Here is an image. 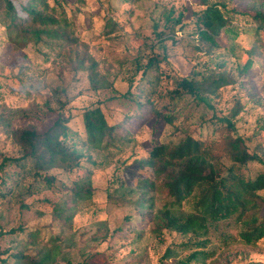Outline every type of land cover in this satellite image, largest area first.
Instances as JSON below:
<instances>
[{
	"label": "rangeland",
	"instance_id": "rangeland-1",
	"mask_svg": "<svg viewBox=\"0 0 264 264\" xmlns=\"http://www.w3.org/2000/svg\"><path fill=\"white\" fill-rule=\"evenodd\" d=\"M26 1L13 0L21 14ZM261 1L46 0V12L71 24V40L36 41L9 32L0 0V264H264V237H242L252 214L264 218V190L244 215L188 233L160 227L167 208L183 219L200 215L202 191L172 206L149 157L189 135L208 146L242 135L262 162L239 166L214 148L218 175L231 166L245 177L264 172V29L254 19ZM212 3L228 5L221 46L204 40L196 21ZM180 13L181 24L168 20ZM184 77H193L195 93L179 85ZM96 106L117 125L101 143L85 128L84 112ZM59 114L79 166L5 160L31 151L20 141L24 130L43 133Z\"/></svg>",
	"mask_w": 264,
	"mask_h": 264
},
{
	"label": "trees",
	"instance_id": "trees-1",
	"mask_svg": "<svg viewBox=\"0 0 264 264\" xmlns=\"http://www.w3.org/2000/svg\"><path fill=\"white\" fill-rule=\"evenodd\" d=\"M4 1L6 9L4 12L5 20L3 21L9 32L13 33L20 30L24 34L32 35L36 41H42L44 37L56 40H71V24L66 17L57 18L46 12V0H27L25 3L20 4L23 14L19 12L13 0ZM261 3L264 4V0ZM222 9L227 14L229 13L226 3L220 5L217 3L208 4L204 10L196 13V21L199 23V35L212 46H221L218 37L229 22L228 16ZM183 17V13H180L176 18H172L169 14L168 20L179 25L183 22ZM254 19L259 28L264 29V12L257 11ZM154 62L156 60L151 59L148 65L151 66ZM96 67L97 63L91 64L94 88L98 87ZM145 72L146 69H144V74ZM179 85L188 92H196L193 77H184ZM161 116L168 122L173 121L171 115L161 114ZM84 120L87 135L95 143H101L106 138H111L117 128V125L109 122L101 106L87 109L84 112ZM231 125L232 123L229 122V126ZM69 132L67 119L59 114L53 125L43 133L37 132L36 129L24 130L20 135V141L30 147L31 151L21 157H9L5 160L7 162H20L28 157H35L37 165L53 167L59 164L71 168L79 166L80 154L74 149L70 150L66 145ZM226 139L221 145L209 144V147L206 144V139L189 135L176 145L162 143L152 149L149 155L150 162L156 167L159 176L164 175V185L173 199L172 206L180 205L197 188L200 187L202 191L198 201L200 215L194 214L183 219V217L174 214L172 208H167L157 217L160 227L188 233L207 227L208 221L225 219L237 212L244 215L245 212L256 207V202L252 197L257 196L259 191L264 190V172L259 173L254 178L245 177L238 174L234 166H231L227 175L220 176L211 161V152L214 148H220L233 164L239 166L250 161L262 162V159L258 154H253L248 150L242 135ZM41 149L42 152L39 153L38 151ZM52 180L53 178L46 177L48 183H51ZM251 216L253 227L242 233L243 239L248 243L258 241L264 237V218L261 222H258V217L254 214ZM199 254L200 252L195 253L194 256L197 258ZM36 264L46 263L38 261Z\"/></svg>",
	"mask_w": 264,
	"mask_h": 264
}]
</instances>
